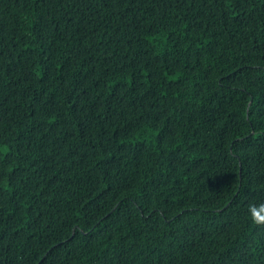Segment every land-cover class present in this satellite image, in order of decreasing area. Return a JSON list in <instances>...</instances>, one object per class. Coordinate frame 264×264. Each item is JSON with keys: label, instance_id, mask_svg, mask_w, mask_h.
Listing matches in <instances>:
<instances>
[{"label": "trees", "instance_id": "1", "mask_svg": "<svg viewBox=\"0 0 264 264\" xmlns=\"http://www.w3.org/2000/svg\"><path fill=\"white\" fill-rule=\"evenodd\" d=\"M264 0H0V264H264Z\"/></svg>", "mask_w": 264, "mask_h": 264}, {"label": "clouds", "instance_id": "2", "mask_svg": "<svg viewBox=\"0 0 264 264\" xmlns=\"http://www.w3.org/2000/svg\"><path fill=\"white\" fill-rule=\"evenodd\" d=\"M261 219H264V217H261Z\"/></svg>", "mask_w": 264, "mask_h": 264}]
</instances>
